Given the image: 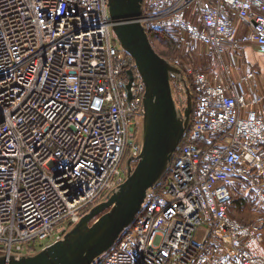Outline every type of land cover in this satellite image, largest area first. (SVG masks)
<instances>
[{"label": "built area", "instance_id": "2783aa9c", "mask_svg": "<svg viewBox=\"0 0 264 264\" xmlns=\"http://www.w3.org/2000/svg\"><path fill=\"white\" fill-rule=\"evenodd\" d=\"M138 20L178 30L192 121L165 185L94 264H264L263 212L229 213L235 187L264 208V82L242 60L264 53V0H144ZM113 24L109 0H0V254L62 238L138 153L146 84ZM208 51L218 67L193 61Z\"/></svg>", "mask_w": 264, "mask_h": 264}, {"label": "water", "instance_id": "95a60500", "mask_svg": "<svg viewBox=\"0 0 264 264\" xmlns=\"http://www.w3.org/2000/svg\"><path fill=\"white\" fill-rule=\"evenodd\" d=\"M144 0H109L113 31L136 61L146 91L137 155L125 163V179L62 238L22 256L0 254V264H94L135 220L150 191L169 170L192 121L194 94L184 70L162 56L138 20ZM131 87L133 70H129ZM173 77L182 92L177 97Z\"/></svg>", "mask_w": 264, "mask_h": 264}, {"label": "trees", "instance_id": "16d2710c", "mask_svg": "<svg viewBox=\"0 0 264 264\" xmlns=\"http://www.w3.org/2000/svg\"><path fill=\"white\" fill-rule=\"evenodd\" d=\"M177 34H178V30L176 28H164V29H160V30L151 31L150 32V39H151L153 45L155 46L156 50L162 56H164L168 59H172L174 56L180 54L178 52V49L176 48ZM244 59L247 62V59L245 56H244V58L242 57V60H244ZM189 80H190L189 84H190L192 90L194 91V84H193L192 78L190 76H189ZM167 178H168V174L165 177H163L162 180L160 181V183L151 190L150 196H152L153 194H156L160 191V189L165 185ZM235 190H236L235 201L233 202V205L230 207L229 213L232 217H235L242 222H249L250 220L249 221L246 220L248 218L247 216L243 215L242 217H239L236 214H241L242 212L244 213V208L246 207V205L251 204L250 200L247 198V196L251 195V193L246 192V195L241 197L239 195V193L241 192L240 187H235ZM252 200H253V204H255L257 206L253 197H252ZM235 208H238L237 211H235ZM262 209L264 210V208H262ZM259 212H263V214H264V211H259ZM31 248L36 249L35 247H32V246H31Z\"/></svg>", "mask_w": 264, "mask_h": 264}, {"label": "rangeland", "instance_id": "374dc122", "mask_svg": "<svg viewBox=\"0 0 264 264\" xmlns=\"http://www.w3.org/2000/svg\"><path fill=\"white\" fill-rule=\"evenodd\" d=\"M205 51V50H204ZM206 53V55H205ZM204 54H201V55H195L193 57V61L196 63L197 66L203 68V69H210V68H216L218 67V63L212 53V51H208V52H205ZM246 53H247V57L248 59H256L257 62H261V61H264V58H261L260 56H256L254 54L251 53V50L250 49H247L246 50ZM256 65H258V63H256ZM175 84V93L177 95V97L181 94L182 92V89L181 87L177 84L176 80H174ZM140 134H141V130H142V121H140ZM140 134H139V139H140ZM246 195V188H243V192H242V196ZM241 196V197H242ZM250 197V198H249ZM247 198L250 200L251 204H248L246 205V207L244 208V213L242 212L241 214H236L238 215L239 217H242L243 215L244 216H247L246 220L249 221V220H252L256 214L259 213V211H264L262 208H259L257 207L255 204H253V200H252V196L251 195H248ZM238 208H235V211H237Z\"/></svg>", "mask_w": 264, "mask_h": 264}, {"label": "crops", "instance_id": "0c3cea01", "mask_svg": "<svg viewBox=\"0 0 264 264\" xmlns=\"http://www.w3.org/2000/svg\"><path fill=\"white\" fill-rule=\"evenodd\" d=\"M247 28H248V26L246 24L240 23L239 29H240L241 32L246 31ZM247 49H250L251 53L256 55L257 57L260 56L261 58H264V53L261 52L258 48L252 47L251 45H249V46L246 47V50ZM246 50L243 51L242 57L243 58H244V56L246 57L247 63L251 64L258 71V77L261 78L262 81L264 82V61L257 62L256 61L257 58L256 59H251V60L248 59ZM243 61H245V59ZM256 63H258V65H256Z\"/></svg>", "mask_w": 264, "mask_h": 264}]
</instances>
